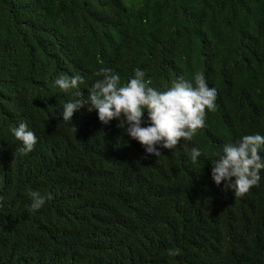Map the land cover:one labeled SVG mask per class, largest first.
Masks as SVG:
<instances>
[{
    "label": "trees",
    "instance_id": "1",
    "mask_svg": "<svg viewBox=\"0 0 264 264\" xmlns=\"http://www.w3.org/2000/svg\"><path fill=\"white\" fill-rule=\"evenodd\" d=\"M101 68L159 90L202 71L216 111L158 158L95 111L63 121L73 97L54 80L78 74L87 94ZM20 122L37 137L26 156ZM257 133L264 0H0V264H264V170L239 199L211 178L214 152ZM29 191L53 198L30 211Z\"/></svg>",
    "mask_w": 264,
    "mask_h": 264
},
{
    "label": "clouds",
    "instance_id": "2",
    "mask_svg": "<svg viewBox=\"0 0 264 264\" xmlns=\"http://www.w3.org/2000/svg\"><path fill=\"white\" fill-rule=\"evenodd\" d=\"M95 75L99 79L88 88L87 94L80 90L85 81L78 74L71 77L62 74L54 80L53 87L73 97L62 105L63 121L71 122L73 114L81 109L95 111L101 124L119 121L118 128L140 143L147 154L157 158L162 155L160 149L173 151L182 140L193 141L206 126L207 114L216 111L217 89L209 87L202 71L196 72L192 80L183 76L173 79L165 90L153 87L151 79L140 68L134 69L133 77L125 84H121L120 75L111 68H101ZM145 112L148 124L142 126ZM10 132L19 142L16 154L26 156L34 150L37 137L26 123L11 127ZM261 151H264V135L259 133L223 144L213 153L212 180L217 186L226 182L224 190H231L235 199L242 198L252 187L259 186L260 172L264 170ZM201 155V149L193 147L190 159L196 163ZM27 195L31 200L30 211L39 210L53 198L50 193L39 191H29ZM3 200L0 195V207ZM167 254L178 256L181 249H168Z\"/></svg>",
    "mask_w": 264,
    "mask_h": 264
},
{
    "label": "rangeland",
    "instance_id": "3",
    "mask_svg": "<svg viewBox=\"0 0 264 264\" xmlns=\"http://www.w3.org/2000/svg\"><path fill=\"white\" fill-rule=\"evenodd\" d=\"M127 2H130L131 0H126ZM134 1H136V0H134Z\"/></svg>",
    "mask_w": 264,
    "mask_h": 264
},
{
    "label": "bare ground",
    "instance_id": "4",
    "mask_svg": "<svg viewBox=\"0 0 264 264\" xmlns=\"http://www.w3.org/2000/svg\"><path fill=\"white\" fill-rule=\"evenodd\" d=\"M5 122V121H4ZM14 125V124H13ZM6 127V126H5Z\"/></svg>",
    "mask_w": 264,
    "mask_h": 264
}]
</instances>
